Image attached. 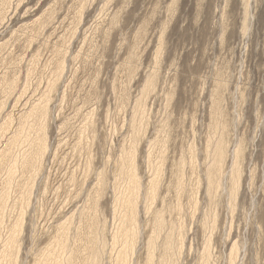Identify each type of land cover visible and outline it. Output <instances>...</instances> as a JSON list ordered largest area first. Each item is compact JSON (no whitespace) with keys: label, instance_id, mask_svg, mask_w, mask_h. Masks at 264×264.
<instances>
[{"label":"rangeland","instance_id":"374dc122","mask_svg":"<svg viewBox=\"0 0 264 264\" xmlns=\"http://www.w3.org/2000/svg\"><path fill=\"white\" fill-rule=\"evenodd\" d=\"M0 264H264V0H0Z\"/></svg>","mask_w":264,"mask_h":264}]
</instances>
